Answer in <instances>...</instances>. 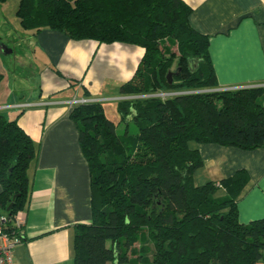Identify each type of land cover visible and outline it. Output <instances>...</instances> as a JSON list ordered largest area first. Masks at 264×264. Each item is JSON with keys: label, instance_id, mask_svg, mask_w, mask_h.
<instances>
[{"label": "trees", "instance_id": "obj_1", "mask_svg": "<svg viewBox=\"0 0 264 264\" xmlns=\"http://www.w3.org/2000/svg\"><path fill=\"white\" fill-rule=\"evenodd\" d=\"M191 11L183 0L18 1L24 29L142 47L132 78L120 86L124 95L201 90L120 100L123 133L100 101L72 107L91 194L90 222L74 225L75 264H264V217L238 219L235 199L246 171L195 185L202 158L189 146H264V86L216 89L209 36L191 26ZM35 156L16 118L0 112V215L19 239L12 218L26 205ZM218 188L224 197L214 196Z\"/></svg>", "mask_w": 264, "mask_h": 264}, {"label": "crops", "instance_id": "obj_2", "mask_svg": "<svg viewBox=\"0 0 264 264\" xmlns=\"http://www.w3.org/2000/svg\"><path fill=\"white\" fill-rule=\"evenodd\" d=\"M18 1L0 2V112L16 118L35 143L36 156L28 170L26 205L16 212L23 224L15 226L21 239L12 251L13 260L75 264L74 225L91 220L90 171L67 101H100L115 124L120 120L118 102L127 97L120 86L132 78L144 49L24 29L16 16ZM183 1L192 8L191 26L209 36L218 87L264 85V0ZM189 146L202 158L193 173L195 185L243 169L248 180L235 199L238 219L248 223L264 217V146L246 150L194 141ZM225 195L223 188L214 193Z\"/></svg>", "mask_w": 264, "mask_h": 264}, {"label": "built area", "instance_id": "obj_3", "mask_svg": "<svg viewBox=\"0 0 264 264\" xmlns=\"http://www.w3.org/2000/svg\"><path fill=\"white\" fill-rule=\"evenodd\" d=\"M256 86H264V85H256ZM238 87H242V86H238ZM238 87H230V88L217 87L216 89H219V90L235 89ZM197 91H201V90H192V91L159 90V91H154V92L141 94V95H135V96L127 95L126 99L134 98V97H143V98L158 97V98L164 99L168 96H172V95L179 94V93H190V92H197ZM90 101H94V100L86 98V97H74L71 100L67 101V104L70 107H73L77 104L86 103ZM8 222H9V218L6 215H0V264H14L12 251L15 245L20 240L18 235L14 232V230H9V231L5 230V227L8 225ZM12 223H14V226L20 227L23 224V219L21 218L20 215L15 214L14 217L12 218Z\"/></svg>", "mask_w": 264, "mask_h": 264}, {"label": "rangeland", "instance_id": "obj_4", "mask_svg": "<svg viewBox=\"0 0 264 264\" xmlns=\"http://www.w3.org/2000/svg\"><path fill=\"white\" fill-rule=\"evenodd\" d=\"M6 80H8V75L5 78L4 85L7 84V81ZM107 112H108L110 118H113L112 116H113L114 113L111 112V111H109V109L107 110ZM115 125H116V131H117V133H123L124 127H125V123L123 121L117 120V121H115ZM128 127H129V132L130 133H133L135 131V126H134V124L132 122H129L128 123Z\"/></svg>", "mask_w": 264, "mask_h": 264}, {"label": "water", "instance_id": "obj_5", "mask_svg": "<svg viewBox=\"0 0 264 264\" xmlns=\"http://www.w3.org/2000/svg\"><path fill=\"white\" fill-rule=\"evenodd\" d=\"M167 78H168V82L170 83L171 80H172V72H168V73H167ZM11 204H12V203H10V204L8 205L7 209L10 208Z\"/></svg>", "mask_w": 264, "mask_h": 264}]
</instances>
